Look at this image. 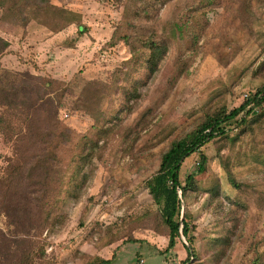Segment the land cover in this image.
<instances>
[{"label":"rangeland","instance_id":"374dc122","mask_svg":"<svg viewBox=\"0 0 264 264\" xmlns=\"http://www.w3.org/2000/svg\"><path fill=\"white\" fill-rule=\"evenodd\" d=\"M47 6L71 11V20L55 26ZM18 72L59 82L45 96L58 93L66 136L49 148L57 160L48 155L46 182L35 186L44 196L17 228L9 201L39 192L20 181L12 194L7 179L20 157L41 152L17 138L45 137L48 117L39 109L43 122L29 129L19 103L0 104V264L31 243L33 264H183L187 241L166 250L145 180L171 139L264 84V0H0V78ZM250 148L264 151V116L243 142L217 137L201 147L205 170L181 206L197 253L186 264H249L264 250V169L234 159ZM197 162L196 152L185 159L182 181Z\"/></svg>","mask_w":264,"mask_h":264},{"label":"trees","instance_id":"16d2710c","mask_svg":"<svg viewBox=\"0 0 264 264\" xmlns=\"http://www.w3.org/2000/svg\"><path fill=\"white\" fill-rule=\"evenodd\" d=\"M47 8L53 10L59 16L58 24L55 26H61L59 24L61 22L65 23V20H71V11L55 6H47ZM58 84L59 82L54 79L35 78L24 72H18L12 76L6 74L5 77L0 78V104L8 107H17L19 103L21 105L19 109L21 116L30 115L29 117H31L28 119L22 117L27 128H40L37 124L43 122V116L40 118L35 115L39 109L41 110V115L42 110H46L45 114L48 117V131H46L45 137L28 139L30 135L27 138L25 134L19 133L17 138L21 143L28 140L30 145H38L41 148V152L31 159L20 157L21 163L10 171V175L13 174V176L7 179L9 183L8 191L12 194L14 192L11 191V188L14 183L20 181L22 189L32 186L29 192L33 193L35 190L39 192L34 197H26L21 192L20 199H15L13 202L9 201L11 209L14 212H18L15 216L18 219V221H15L17 222V228L24 227L29 215L35 211L34 204L37 202L35 198L44 196L41 194L40 187L35 186H37L36 182L39 177H43L44 182H46L45 174L51 169L48 155L52 153L51 157L53 160H57L55 154L49 152V148H57V140L64 139L66 136L64 127L57 119L58 93L55 92V97L45 96L48 94L47 90H54V86H58ZM32 92L40 94L38 96H40L41 101L33 100ZM26 102L30 104H26ZM263 102L264 84L251 95H247L246 99L237 107L229 110L222 108L212 114L206 113L190 129L169 141L159 156L156 170L145 180L146 189L154 204L158 207L160 218L166 227L168 238L166 250L173 248L180 237H184L187 241V244H184L186 258L183 264L188 263L197 254L192 248L193 227L189 224L190 215L185 210L181 218V206L188 191L197 189L194 177L205 170L207 156L203 153L201 147L217 137L236 143L240 139L243 142L247 135L255 134L260 129L262 117L264 116V112H258L256 108ZM51 108L52 112L50 111ZM32 121L35 123L34 127L32 126ZM232 130H235V132L230 135L229 132ZM47 147L48 151L46 153L45 149ZM195 152L198 155L197 167L193 172L187 174L182 181L180 179L182 163ZM234 159L235 166H251L253 165L252 161H256L262 167L258 169H264V151L256 152L252 151L251 148L243 152L237 150L234 151ZM54 173L57 174V168H55ZM230 182L239 188L240 184L233 175L230 176ZM5 215L9 216L6 211ZM129 241L134 242L135 239H130ZM28 243H31V240H28ZM32 244L25 249L23 254L13 264H33L31 257ZM86 264H111V259L97 258V260L89 261ZM249 264H264V250L255 253Z\"/></svg>","mask_w":264,"mask_h":264},{"label":"water","instance_id":"95a60500","mask_svg":"<svg viewBox=\"0 0 264 264\" xmlns=\"http://www.w3.org/2000/svg\"><path fill=\"white\" fill-rule=\"evenodd\" d=\"M183 217V211L181 210V218Z\"/></svg>","mask_w":264,"mask_h":264},{"label":"built area","instance_id":"2783aa9c","mask_svg":"<svg viewBox=\"0 0 264 264\" xmlns=\"http://www.w3.org/2000/svg\"><path fill=\"white\" fill-rule=\"evenodd\" d=\"M245 96H247V95H245Z\"/></svg>","mask_w":264,"mask_h":264}]
</instances>
